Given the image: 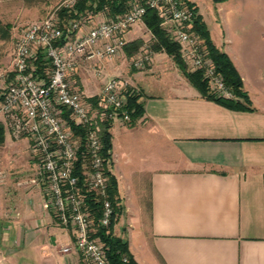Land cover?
I'll list each match as a JSON object with an SVG mask.
<instances>
[{
	"label": "crops",
	"instance_id": "1",
	"mask_svg": "<svg viewBox=\"0 0 264 264\" xmlns=\"http://www.w3.org/2000/svg\"><path fill=\"white\" fill-rule=\"evenodd\" d=\"M196 6L242 79L240 104L202 96L163 52L129 73L115 58L80 59L73 75L91 104L120 77L143 106L134 123L116 120L110 130L121 208L113 233L137 264H264V0L214 3L211 18ZM142 26L151 35L141 22L127 44L144 41ZM100 75L108 79L97 82ZM0 124V264H30L33 253L44 264H84L75 250L63 254L71 232L43 210L42 187L30 183L40 163L28 141Z\"/></svg>",
	"mask_w": 264,
	"mask_h": 264
},
{
	"label": "built area",
	"instance_id": "2",
	"mask_svg": "<svg viewBox=\"0 0 264 264\" xmlns=\"http://www.w3.org/2000/svg\"><path fill=\"white\" fill-rule=\"evenodd\" d=\"M79 1L67 0L50 16L28 24L17 38L12 71L0 86V123H5L15 140L26 139L39 160L38 173L30 183L42 187L43 210L71 232L72 246L63 247V254L75 250L84 264H109L104 244L93 237L94 218L82 186L101 200L99 225L108 228L114 208L107 192L97 119L131 122L128 100L136 91L129 81L111 78L95 109L73 80L79 60L101 62L118 57L127 45V33L144 22L147 9H153L180 45L186 66L204 72L212 94L225 99H235V95L216 72L203 40L193 30L194 14L186 0H130L128 12L121 15L74 12L75 17H71ZM61 9L68 10V17L60 16ZM154 53L151 48L144 49L133 59V67L146 69ZM70 122L86 129L84 139L75 136ZM83 148L87 163L81 186L75 167Z\"/></svg>",
	"mask_w": 264,
	"mask_h": 264
},
{
	"label": "trees",
	"instance_id": "3",
	"mask_svg": "<svg viewBox=\"0 0 264 264\" xmlns=\"http://www.w3.org/2000/svg\"><path fill=\"white\" fill-rule=\"evenodd\" d=\"M145 0H143L144 2ZM187 5L192 10L194 14V24L193 30L200 36L204 42L206 50L209 52L210 58L213 60L216 72L221 74L225 85L230 89L235 95V99H225L219 98L212 94L208 80L204 76L202 70L189 71L184 60L181 56L180 45L176 43L167 29L162 25L163 19L160 17L158 12L153 9H147V12L144 16V24L147 29L153 35V44L151 49L158 53L164 52L173 59L174 63L182 71L185 77L189 82L198 89V91L207 99L216 101L223 105L230 106L231 103L240 104L239 99L246 98L247 96L243 93V82L242 79L232 64L229 57L221 52L212 42L210 32L207 28L206 23L203 20V17L199 14L198 7L191 3L190 0H186ZM213 3L219 4L229 0H212ZM130 0H80L73 8L71 17H75L74 12H77L81 15L88 14H98L104 13L107 17H114L117 15L124 14L129 10ZM60 16L62 18L68 17V10L61 9ZM4 28L0 27V33L3 32ZM141 45L138 42L127 44L125 49L129 56H132L135 52L138 51ZM134 53H133V52ZM41 66V63H39ZM139 95L133 94L129 96L128 107L131 111V121H136L143 115V106L138 103ZM94 107L97 108L96 102L97 98L91 99ZM102 112V111H101ZM65 116L68 119L69 113L66 112ZM69 120V119H68ZM71 123V122H70ZM97 127L99 128V136L102 142V156L105 159V174L108 179L107 182V192L110 201L112 202L114 213L111 219V223L108 228H104L99 225V219L101 216L102 203L99 197L94 192H87L85 187L82 186L84 181L83 171L84 164L87 163L86 157L84 156V148L79 152L78 161L76 162L75 175L78 176L81 180L80 185L83 188V192L86 195V204L91 210L95 223V233L93 234L94 238H100L101 242L104 244L105 251L109 264H137L133 256L129 251L128 242L123 239L116 237L113 233V228L118 218L121 214V208L119 207V193H118V183L116 178L111 174L109 162L111 159V150H112V138L110 130L112 128V122L108 120L97 119ZM71 128L75 136L84 139L86 129L79 127L71 123ZM5 129L2 124H0V146L5 143ZM124 258L127 259L124 262Z\"/></svg>",
	"mask_w": 264,
	"mask_h": 264
},
{
	"label": "rangeland",
	"instance_id": "4",
	"mask_svg": "<svg viewBox=\"0 0 264 264\" xmlns=\"http://www.w3.org/2000/svg\"><path fill=\"white\" fill-rule=\"evenodd\" d=\"M66 1L67 0H0V27L4 28L3 32L0 33V86H2L4 82H7L12 71L13 53L16 40L24 28L32 22L40 21L50 16L64 3H66ZM190 2L194 3L195 5L197 4L200 7L201 12L205 14L207 18L214 16V9L211 7L214 6L212 0H190ZM88 22H85V25H89ZM140 30L144 35V41L142 40L138 42L141 45L138 51L135 53L132 51L134 54L129 56L127 51L124 50L126 55H124L123 52L120 57L115 58L118 60V64L122 68V71L125 73L137 70L132 65L133 59L142 53L144 49L151 48L154 42L152 34L150 35L143 26L140 28ZM187 68L191 72L194 71L191 67L187 66ZM107 79L108 77L105 75L96 77L97 82L101 80L105 81ZM14 140L13 142H15ZM9 144H11V146L15 145L14 143L10 142ZM1 152L3 153L5 150L0 148V154ZM29 152L32 153L31 150H29ZM33 255L34 253L32 256H30L32 258L34 257L33 259L30 258V260H32L29 262L30 264H44V262L41 261L39 257H35ZM47 258L48 260L46 261L49 262H53L52 260H54V257H52L50 254L47 256ZM81 261L83 262L82 257Z\"/></svg>",
	"mask_w": 264,
	"mask_h": 264
}]
</instances>
